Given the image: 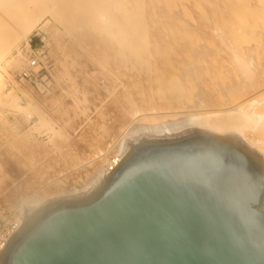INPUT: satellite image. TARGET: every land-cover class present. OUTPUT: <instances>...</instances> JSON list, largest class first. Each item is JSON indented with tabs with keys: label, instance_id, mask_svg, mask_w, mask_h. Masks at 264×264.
<instances>
[{
	"label": "rangeland",
	"instance_id": "374dc122",
	"mask_svg": "<svg viewBox=\"0 0 264 264\" xmlns=\"http://www.w3.org/2000/svg\"><path fill=\"white\" fill-rule=\"evenodd\" d=\"M110 1L100 11L105 23L92 22L89 10L68 27L45 17L0 63V218L13 210L16 192L25 206L79 188L96 167H108L120 131L135 123L219 112L264 96L263 0ZM27 2L0 0V24L32 6ZM199 23L215 25L231 46L191 32ZM36 33L46 44L44 93L19 84L21 68L11 64ZM183 44L191 52L206 46L211 55L183 54ZM250 47L263 78L234 96L228 89L242 76L228 49L244 55ZM8 93L18 97L16 108L3 102Z\"/></svg>",
	"mask_w": 264,
	"mask_h": 264
},
{
	"label": "water",
	"instance_id": "95a60500",
	"mask_svg": "<svg viewBox=\"0 0 264 264\" xmlns=\"http://www.w3.org/2000/svg\"><path fill=\"white\" fill-rule=\"evenodd\" d=\"M263 200L234 137L141 138L90 192L24 211L0 264H264Z\"/></svg>",
	"mask_w": 264,
	"mask_h": 264
},
{
	"label": "bare ground",
	"instance_id": "6f19581e",
	"mask_svg": "<svg viewBox=\"0 0 264 264\" xmlns=\"http://www.w3.org/2000/svg\"><path fill=\"white\" fill-rule=\"evenodd\" d=\"M31 3V7H26L24 12L11 14L14 20L7 25L0 24V63L17 46L20 40L29 35L34 27L45 17H49L52 21L62 27H68L85 14V11L93 12L91 21L106 22L102 12L111 5L110 0H27ZM264 2V0H263ZM1 8H4L3 6ZM6 11L11 10L6 8ZM88 11V12H89ZM84 13V14H83ZM3 23V22H2ZM199 26L191 28V32L200 34V38L208 43L217 45H230V42L218 32L215 25L206 26L199 23ZM220 34V35H218ZM202 35V36H201ZM158 40H151V43H157ZM205 42V43H206ZM264 49V45L262 46ZM198 49V48H197ZM154 50V49H152ZM183 54L189 53L188 45L183 44ZM194 50V49H192ZM188 51V52H187ZM228 55L231 58L230 63L238 67L239 75L242 76L241 83L231 86L228 91L235 95L242 93L246 87L251 88L257 85L256 78L262 77L255 73L254 59L258 50L250 47L245 50L244 55H240L233 49H228ZM198 59L206 58L211 55V50L206 46L191 52ZM182 56V55H181ZM254 57V58H253ZM17 68H22L23 57L16 55L11 60ZM188 70V69H187ZM254 70V72H253ZM198 71V70H197ZM202 70H200L201 72ZM253 76V77H252ZM252 78V79H250ZM263 78V77H262ZM247 81L248 86H244ZM17 88H20L15 84ZM22 90V89H21ZM24 91V90H23ZM246 92V91H245ZM201 99H204L201 97ZM3 102L11 107L18 106V97L13 93H8L2 98ZM264 101V96L255 98H247L232 107L221 109L219 112L194 114L184 117H178L171 120H162L155 123H138L133 124L120 131L119 137L114 141L112 147L113 160L108 167H96L91 177L86 180L79 188L63 191L54 197H34L29 203L22 206L26 198L21 192L10 195V201L13 204L11 212L15 214V218L22 224L24 211L34 212L45 202L53 199L71 198L84 195L94 189L99 182L107 175V173L119 162L124 156L127 149V142H136L143 139H169L180 137L191 132H205L221 137L230 136L237 139L245 148L261 157L264 162V111L259 113V105ZM27 110V109H26ZM25 110V111H26ZM35 110V108H33ZM249 134V136L247 135ZM218 136V137H219ZM7 197V198H9ZM29 201V200H28ZM261 209L264 211V200ZM5 248V247H4ZM3 248V249H4ZM1 248L0 251H3Z\"/></svg>",
	"mask_w": 264,
	"mask_h": 264
},
{
	"label": "built area",
	"instance_id": "2783aa9c",
	"mask_svg": "<svg viewBox=\"0 0 264 264\" xmlns=\"http://www.w3.org/2000/svg\"><path fill=\"white\" fill-rule=\"evenodd\" d=\"M33 38H36L35 41L28 39L24 47L17 52V55H22L24 63L16 80L19 84L29 86L39 93H44L47 88L44 83L46 70V61L44 60L45 38L39 33H36ZM17 221L13 212H9L8 215L0 218V249L6 246L8 237L19 228L20 222Z\"/></svg>",
	"mask_w": 264,
	"mask_h": 264
}]
</instances>
